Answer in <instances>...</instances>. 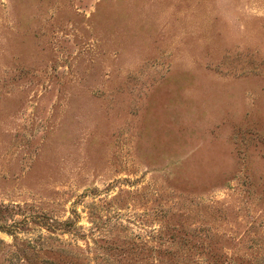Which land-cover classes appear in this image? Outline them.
<instances>
[{
	"label": "rangeland",
	"instance_id": "374dc122",
	"mask_svg": "<svg viewBox=\"0 0 264 264\" xmlns=\"http://www.w3.org/2000/svg\"><path fill=\"white\" fill-rule=\"evenodd\" d=\"M0 264H264V0H0Z\"/></svg>",
	"mask_w": 264,
	"mask_h": 264
}]
</instances>
